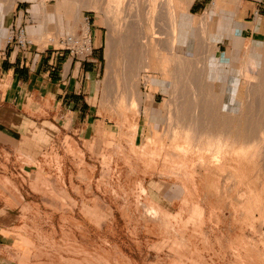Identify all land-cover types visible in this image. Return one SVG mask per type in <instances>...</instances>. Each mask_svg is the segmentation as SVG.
<instances>
[{
  "label": "rangeland",
  "instance_id": "rangeland-1",
  "mask_svg": "<svg viewBox=\"0 0 264 264\" xmlns=\"http://www.w3.org/2000/svg\"><path fill=\"white\" fill-rule=\"evenodd\" d=\"M60 1L46 0L49 16L40 10L33 14L32 1L23 4L25 14L32 18H10L0 39L21 55L50 50L57 62L69 58L87 64L97 59L93 57L96 53L100 58L94 63L98 71L91 88H86L88 80L84 82V91L89 90L90 95L83 96L92 105L91 114L82 122V136L76 143L65 135L46 134L48 167L30 185L37 195L25 197L18 189L11 154L32 168L35 159L24 160L15 151L0 152V264H264V46L256 54L250 47L240 50L231 60L205 46L204 34L194 30L196 24L189 31L186 24L187 38L171 48L169 18L164 22L156 18L158 6L153 5L150 22H145L148 15H140L144 7L138 5L145 0H129L125 18L122 7L126 0H98L100 10L85 9L77 21L75 8L72 18H53L52 11ZM11 4L12 0H0V15L11 12L13 16ZM85 23L89 28L86 35ZM146 23L153 30L143 36L141 26ZM43 24L46 29L41 42L33 41L29 29L38 30ZM73 27L78 42L82 38L91 41L93 34L96 44L99 33L100 47L94 50L91 42L85 44L91 47V54L85 56L78 44L63 45L64 38L72 37L69 29ZM9 34L13 41L7 44ZM111 35L112 70L107 68ZM127 45L135 57L146 46L148 54L160 57L161 63L163 57L185 51L190 62H183L180 67L184 69L179 71L180 75L185 72V77L199 74L201 68L210 69L216 77L207 80L208 111L190 103L189 79L179 86L183 97L168 94L157 71L139 70L140 78L152 77V91L143 80L130 81L127 76L123 80L129 70L123 62L131 52ZM246 50L260 57L255 64H247L256 71L251 80L243 76L244 69L231 70L243 63ZM139 55L135 64L140 62ZM109 77L116 80L106 91ZM210 98H217L216 103L212 100L210 105ZM182 101L186 103L183 112ZM189 120L202 121L201 129H206L201 133L208 131V144L214 146L202 142V152L197 146L196 151L179 152L175 159L176 145L186 140L180 138L186 136L183 123ZM155 133L157 146L147 143ZM203 133L200 135L205 137ZM218 136L221 145L214 142ZM74 158L76 161H71ZM54 172L66 176V188L58 179L50 183ZM48 210L60 213L49 214Z\"/></svg>",
  "mask_w": 264,
  "mask_h": 264
},
{
  "label": "crops",
  "instance_id": "crops-1",
  "mask_svg": "<svg viewBox=\"0 0 264 264\" xmlns=\"http://www.w3.org/2000/svg\"><path fill=\"white\" fill-rule=\"evenodd\" d=\"M28 1L33 2V14L40 10L47 15L50 11L46 0H12L10 8H14V14L12 16L10 12L0 15V34L6 33L10 18H18L21 21L22 18H32L22 9L23 4ZM97 1L61 0L52 11L53 18H72L73 8L79 11L82 18L86 13L85 9L100 10L101 3ZM128 1H124L125 5L122 7L124 18L127 16L125 14L129 7ZM167 1L157 0V12L160 14L156 18L173 17L168 15ZM171 1L174 4V18L175 14L176 18H181L183 26L187 24L188 31L196 24L194 30L204 33L207 42L214 48V53H225L226 58L232 60L240 50L250 47L254 50L252 54H256L259 48L264 46V0ZM45 29L43 24L38 30L29 29L28 34L33 41L41 42ZM192 34L194 38L196 35ZM98 35L96 44L93 42V34L90 38L94 50L100 47V34ZM93 57L100 58L94 52ZM244 57L243 63L235 68L231 66V70L242 69L260 59L257 55H250L247 50ZM56 59L50 50H37L21 55L15 49L7 48L0 39V152L15 151L18 157L24 160L35 159L34 168H38L37 170L21 160L19 162L15 154H11V159L15 158L11 167L16 174L17 187L23 190L25 197L37 195L30 185L36 180V175L45 173L48 167V157L44 156L49 149L45 141L46 134H54L57 137L65 135L74 138L76 143L82 136V122H87L91 114L92 105L87 101V97L83 96L89 94V90L84 91V82L88 80L86 88L90 89L93 76L98 71L94 64L97 59H92L87 64L72 62L69 58L60 59L62 62H57ZM72 160L76 161L75 158ZM60 162L59 166L63 167ZM56 174L57 172H54L50 177V183L58 179V183L61 185L62 182L66 188V176ZM60 189L66 192L62 186ZM48 213L60 212L48 210Z\"/></svg>",
  "mask_w": 264,
  "mask_h": 264
},
{
  "label": "bare ground",
  "instance_id": "bare-ground-1",
  "mask_svg": "<svg viewBox=\"0 0 264 264\" xmlns=\"http://www.w3.org/2000/svg\"><path fill=\"white\" fill-rule=\"evenodd\" d=\"M131 1V0H130ZM137 1H140V0H137ZM129 1H128V5H129ZM167 3H169V4H167V6L169 7V14L168 15H170V16H173L172 18H169L168 19V21L171 23H169L170 24V26L168 27L169 28V31H170V39H168V42L170 43V47L171 48H173L174 46H176L177 44H179L181 41H182V39L183 38H187V35H185L186 34V32L183 30V22H182V20H181V18H176V14H175V18H174V13H175V10H174V4H173V2L171 1V0H168L167 1ZM177 3H179V2H177ZM81 4V3H80ZM91 4V3H90ZM181 4V3H180ZM88 5V4H87ZM92 5V4H91ZM97 5V4H96ZM115 5V4H114ZM121 5V4H120ZM119 5V6H120ZM133 5V4H132ZM131 5V6H132ZM138 5H142L143 7H144V12H141L140 13V15L142 14V13H145L146 15H148V17H146L145 18V22H150V19H149V14H150V11L154 8L153 7V5L156 7L157 6V4H156V0H145V2H142V3H139ZM163 5H164V3H163ZM179 5V4H178ZM89 6V5H88ZM108 6V5H107ZM166 9H168V8H166ZM120 10V9H119ZM115 11V10H114ZM156 12H157V10H156ZM160 12H162L161 10H160ZM118 13V12H117ZM120 13V12H119ZM182 13V12H181ZM184 13V12H183ZM144 14V17L146 16ZM157 15L159 14V12H157L156 13ZM111 15V14H110ZM110 15H108V16H106L107 18H111L110 17ZM139 15V16H140ZM143 15V14H142ZM167 15V14H166ZM184 15H185V13H184ZM80 15H79V11L78 10H76V13H75V17H74V19H75V21H77V20H79V17ZM160 16V15H159ZM169 16V17H170ZM143 17V18H144ZM156 17V16H155ZM118 18V17H117ZM138 18H140V17H138ZM160 19V18H159ZM159 19H155L156 21L158 20L159 21ZM163 22H164V18L163 19H161ZM156 22V23H158L159 24V22ZM162 21H160V22H162ZM73 23V22H72ZM107 23V22H106ZM86 24V23H85ZM108 24V23H107ZM147 24V26L145 25V26H141L142 27V29L144 30V34H143V36H146L147 34H148V32L150 31H152L153 30V28L151 27V25H150V23H146ZM158 24H154V25H156L157 26V29H159V31H160V28H158L159 27V25ZM142 25V24H141ZM109 26V25H108ZM126 26V25H125ZM72 27V26H71ZM124 27V26H123ZM127 27H128V25H127ZM127 27H126V30H127ZM131 27V26H130ZM141 27H140V30H141ZM82 28H83V32H84V35H86L88 32H89V28H88V25L86 24L85 26L83 25L82 26ZM111 28V27H110ZM125 28V27H124ZM156 28V27H155ZM163 28V27H162ZM161 28V29H162ZM131 29V28H130ZM156 29V30H157ZM204 29V28H203ZM207 29V28H206ZM168 31V32H169ZM69 32H70V35L72 36V37H74V27L73 28H70L69 29ZM157 33H155V34H157V36H159L158 35V31H156ZM206 32V31H205ZM204 34V33H203ZM207 34V33H206ZM185 35V36H184ZM126 37L125 36V34L124 35H122V37ZM143 36H141V37H143ZM156 36V35H155ZM161 36V35H160ZM184 36V37H183ZM204 36V35H203ZM69 37V36H68ZM72 37H70L71 39H73ZM89 37V36H88ZM121 37V38H122ZM123 37V38H124ZM201 37H202V35H201ZM10 38V34L6 37V39H9ZM128 38V37H127ZM145 38V37H144ZM159 38H162V37H159ZM203 38V37H202ZM67 39V38H66ZM90 39V38H89ZM83 40H85L84 38H82V40H80V44H82L81 46H84V50L86 51V52H89L90 51V48H86V45H90V42L91 41H83ZM125 40H127L126 38H125ZM124 40V41H125ZM154 40H156V39H154ZM202 40H204V38L202 39ZM201 40V41H202ZM81 41H83V42H81ZM158 41V39L156 40V42ZM204 41H206V45L205 46H211V43H209V42H207V40H204ZM203 41V42H204ZM119 42H120V39H119ZM126 42V41H125ZM155 42V43H156ZM167 42V43H168ZM118 43V42H117ZM124 43V42H123ZM145 43V42H144ZM86 44V45H85ZM122 44V43H121ZM157 44V43H156ZM125 44H123V46H124ZM130 45H131V43H130ZM146 45V44H145ZM167 45H169V44H167ZM199 45V44H198ZM201 45V44H200ZM128 47H129V45H127ZM122 47V46H121ZM143 46H141V48H142ZM155 47H156V45H155ZM113 48H114V45H113V41H112V35L110 36V40H108V43H107V57H108V65H107V68L108 69H113V63H114V59H113V57H112V54H113ZM146 48V46L144 47V51L141 53L140 52V55L138 54L139 53V51L141 50V49H137L138 50V52H136V56L137 57H135L134 55H132L131 53H133V51H132V48H130L129 47V49H131V52H129L130 54H131V56L129 57V53H128V57H126L127 59L126 60H124L123 62H124V64H128V68H129V70L127 71V73L128 74H124L123 75V80H125V77L124 76H127V78L131 81V80H136V81H138L139 80V82H140V80H143L144 81V83L147 85V90H149V91H152L153 89H152V86H151V83H150V80H151V76L149 75V76H144V77H142V78H140V76H139V70H142V69H145V71L146 70H149V71H157V72H159L161 75H162V78L164 79V80H162V81H164V82H160V83H162V85H163V88L165 89V91L168 93V94H171V95H174L175 93H177L178 95H181V91H182V87H180L179 88V86H181V85H184V84H182V81L183 80H191V88H192V90H190V93H191V96H192V100H190L191 102V104H195V103H197L198 105L197 106H201L204 110H206L207 109V104L205 105V103H206V100L209 98L208 96H206L207 94H206V92H208L209 91V89L207 88L206 89V87H207V80L209 81V80H211V78L213 77V76H215V74H213L211 71H210V69L209 70H207L206 68H201V71L199 72V74L198 73H195V72H193L192 74H191V76L189 77L188 75L185 77V72H181L182 73V75H180L179 74V71L180 70H183L184 68L183 67H180V65L183 63V62H186V63H189L190 62V58H189V54H186V52L185 51H181V52H173V56H165V57H163V63H161L160 62V57H158V59H156V58H152L151 57V54H148V51H146L147 49H145ZM128 49V48H127ZM156 49V48H155ZM153 50H154V48H153ZM128 51V50H127ZM158 51H159V49H158ZM150 52V51H149ZM170 52H172V51H170V49H169V54H170ZM139 56H141V58H140V62L139 63H136L135 64V60H136V58H139L138 57V55ZM115 55V54H114ZM135 57V59H133L132 57ZM152 58V59H151ZM245 58V57H244ZM162 59V58H161ZM132 63V64H131ZM246 63V62H245ZM129 64H131V65H133V67H130V65ZM197 66V65H196ZM199 67V66H198ZM188 69V68H187ZM242 69H244V74H243V76L245 77V78H248V79H250V78H254V76L255 75H253L254 74V71H255V69H253V70H251V69H248L247 68V66H245L244 68H242ZM241 70V69H240ZM109 72V71H108ZM107 72V73H108ZM112 72V71H111ZM256 72V71H255ZM106 73V74H107ZM110 73V72H109ZM142 73V72H141ZM241 73V72H240ZM155 74V73H154ZM256 74V73H255ZM109 76V75H108ZM216 77V76H215ZM108 78V77H107ZM153 78H154V76H153ZM156 79H157V75H156ZM248 79H246V80H248ZM116 80V77H113V79H111L110 77H109V79L108 80H106L107 82L105 83V87H106V91H108V90H111L110 88H112L113 87V81H115ZM122 80V81H123ZM193 80V81H192ZM205 80V81H204ZM251 80V79H250ZM125 82V81H124ZM158 82V81H157ZM210 82V81H209ZM116 83V82H115ZM123 84H125V83H123ZM122 84V85H123ZM211 85V84H210ZM234 85V84H233ZM232 85V87L234 88V86ZM258 85V84H257ZM256 85V86H257ZM209 86V85H208ZM251 86V84L249 85V87ZM193 88H195V89H193ZM233 88H231V91H233L234 89ZM250 89H251V87H250ZM124 90H125V88H124ZM215 90V89H214ZM138 91V90H137ZM218 91V90H217ZM230 91V92H231ZM210 92V91H209ZM208 92V93H209ZM214 94H216V93H214ZM182 96V95H181ZM209 96H210V93H209ZM142 97V96H141ZM183 97V96H182ZM208 97V98H207ZM205 98H206V100H205ZM146 99L148 100V99H150V96L149 95H147V97H146ZM217 100V98H214V99H211L210 98V100L209 101H207L209 104H210V102L213 100L215 103H216V100ZM186 101V100H185ZM213 103V102H212ZM214 104V103H213ZM213 104H212V106H213ZM181 106H180V108H181V112H183L184 111V109H185V107H186V103L184 102V101H182V103L180 104ZM211 105V104H210ZM210 105H209V108H210ZM193 106V105H192ZM200 106H199V108H200ZM214 107V106H213ZM206 108V109H205ZM203 110V111H204ZM202 111V110H201ZM201 111H199V112H201ZM207 111H208V109H207ZM207 111H204V112H207ZM195 112H197L198 113V110L197 111H195ZM204 112H202L201 114L202 115H204V114H206V113H204ZM204 113V114H203ZM200 114V115H201ZM197 116H198V114H197ZM200 118L199 119H201V116H199ZM193 120V119H192ZM204 120V117L202 118V121ZM151 121V120H150ZM202 121H199V120H197L196 121V123H192V121H186L185 123H183V125H184V127L185 128H187L186 129V136L183 134V135H181L180 136V138L181 139H185L186 138V140H184L185 141V143L183 142V143H181V145L180 144H178V145H176V147H175V149H177V152L176 153H174L173 152V154H172V157L173 158H175V159H178V156H179V152H181V153H187V151L189 152V150H190V148H192V149H195L194 147H201L202 148V146L203 145H201V144H203L202 142H204V145L206 144V145H211V144H208L209 142H208V140H207V136L205 135V134H207L208 133V131H207V133L205 132V137L203 136V135H200V134H202L201 133V131H202V129L205 131V127H203L202 129H201V126H204V125H202L203 123H201ZM173 122H175V121H173ZM177 126V125H176ZM175 126V127H176ZM180 126H182V125H180ZM180 126H178V127H180ZM205 128V129H204ZM201 129V130H200ZM155 132V131H154ZM156 135V136H155ZM155 135L153 136V137H151V138H148L147 140V143L148 144H150L151 142L154 144V146H157L158 145V143L156 142V138H157V134L155 133ZM188 137H190V138H188ZM188 139H190V140H188ZM216 139V138H215ZM202 140H206V142L205 141H202ZM229 140V139H228ZM220 138H219V136H218V138L216 139V141H214L215 143L217 142V144L219 145H221V143H220ZM152 144V145H153ZM188 146L187 147V149H185V146ZM213 146H214V144H212ZM225 147V146H224ZM198 148V150H201L200 152H202L203 150L200 148L199 149ZM207 148H209V147H206V149ZM217 148H218V146H217ZM216 148V149H217ZM197 149V148H196ZM196 149H195V151H196ZM219 149V148H218ZM197 150V151H198ZM196 154V153H195ZM171 157V158H172ZM218 159V158H217ZM181 166V165H180ZM180 169V168H179Z\"/></svg>",
  "mask_w": 264,
  "mask_h": 264
},
{
  "label": "built area",
  "instance_id": "built-area-1",
  "mask_svg": "<svg viewBox=\"0 0 264 264\" xmlns=\"http://www.w3.org/2000/svg\"><path fill=\"white\" fill-rule=\"evenodd\" d=\"M22 32H23L22 29H20L19 30V33L21 34ZM66 38H64L62 40V44L63 45H65V46H71V45H74V44H78V48H81V47L83 48L81 51H84L85 56H89L91 54V48H90V51L89 52H86L84 50V46H81V44L77 40H75L73 37H72L73 39H71L70 36L69 37H66ZM12 41H13V37L10 36V38L7 40V44L11 43ZM19 43H20L21 46H25V44H23V42H19Z\"/></svg>",
  "mask_w": 264,
  "mask_h": 264
}]
</instances>
